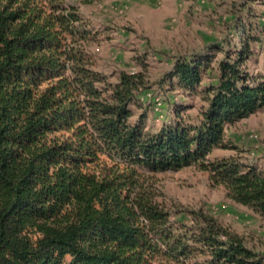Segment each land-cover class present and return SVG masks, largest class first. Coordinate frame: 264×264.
<instances>
[{
	"label": "trees",
	"instance_id": "1",
	"mask_svg": "<svg viewBox=\"0 0 264 264\" xmlns=\"http://www.w3.org/2000/svg\"><path fill=\"white\" fill-rule=\"evenodd\" d=\"M93 1L0 0V264H264L210 214L174 220L153 181L195 166L264 218V169L211 158L264 109L258 33L239 18V42L180 58L171 84L200 105L154 131L144 73L95 68Z\"/></svg>",
	"mask_w": 264,
	"mask_h": 264
},
{
	"label": "rangeland",
	"instance_id": "2",
	"mask_svg": "<svg viewBox=\"0 0 264 264\" xmlns=\"http://www.w3.org/2000/svg\"><path fill=\"white\" fill-rule=\"evenodd\" d=\"M79 10L95 32L88 50L98 71L113 81L122 71L144 73L151 107L148 124L154 131L173 122L176 104L192 102V113L200 105L171 84L175 63L216 44L228 48L239 42L236 19L253 26L261 38L253 44L255 56L248 68L264 75V0H94L80 4ZM210 80L206 77L203 84ZM225 141L236 149H218L211 158L236 156L264 169V109L227 127ZM153 181L174 220L191 224L193 212L210 214L264 256V218L230 200L208 172L192 166L159 174Z\"/></svg>",
	"mask_w": 264,
	"mask_h": 264
},
{
	"label": "built area",
	"instance_id": "3",
	"mask_svg": "<svg viewBox=\"0 0 264 264\" xmlns=\"http://www.w3.org/2000/svg\"><path fill=\"white\" fill-rule=\"evenodd\" d=\"M157 106L160 107L161 106V103L160 102H157Z\"/></svg>",
	"mask_w": 264,
	"mask_h": 264
}]
</instances>
